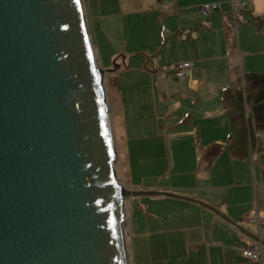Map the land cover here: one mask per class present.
<instances>
[{"label":"water","instance_id":"obj_1","mask_svg":"<svg viewBox=\"0 0 264 264\" xmlns=\"http://www.w3.org/2000/svg\"><path fill=\"white\" fill-rule=\"evenodd\" d=\"M81 0H0V264H129L103 74Z\"/></svg>","mask_w":264,"mask_h":264},{"label":"crops","instance_id":"obj_2","mask_svg":"<svg viewBox=\"0 0 264 264\" xmlns=\"http://www.w3.org/2000/svg\"><path fill=\"white\" fill-rule=\"evenodd\" d=\"M86 1L93 23L95 15L89 0ZM235 1L246 2V9L237 13L240 26L237 16L234 26L237 31L241 29L240 40L237 35L238 49L252 60L251 64L241 65L242 71L264 73V41L259 42L258 50H253L250 42L242 43L249 34L264 32V0ZM206 2L218 3L219 8L205 15L199 5ZM118 8L125 13L157 14L156 23L164 31L162 49L171 42L181 51L159 74L157 90L163 97H158V102L165 105L166 119L153 134L166 135L179 155L177 158L190 161V164L180 163L178 168L171 161L167 166L169 173L159 175L161 179L167 178V174L171 178L165 184L152 181L143 188L131 186L134 190L170 192L179 197L147 195V201L138 200L147 216L145 232L140 237L145 243L140 248V240L135 238L140 230L135 226L128 248L130 264H140L145 259L146 264H153V259L158 258H152L151 251L162 234L171 242L168 255L163 258L175 264H264V259L263 262L248 261L240 253L243 246L254 242L255 228L245 225L254 207L261 215L264 251V143L251 152L247 140L246 149L239 156L229 146L231 127L222 96L234 81L233 66L237 60L227 21V17L233 18L230 0H118ZM258 19H262L261 24ZM93 30L96 34L94 23ZM254 58L259 60L257 66ZM183 60L193 61L194 67L190 77L180 81L175 76L174 65ZM153 74L156 75V70ZM108 99L116 125L118 114L124 113L119 84L110 90ZM146 203L152 208L147 209ZM157 220H162V224ZM174 237L177 238L175 251Z\"/></svg>","mask_w":264,"mask_h":264},{"label":"rangeland","instance_id":"obj_3","mask_svg":"<svg viewBox=\"0 0 264 264\" xmlns=\"http://www.w3.org/2000/svg\"><path fill=\"white\" fill-rule=\"evenodd\" d=\"M81 2L97 64L104 69H111L114 65H118L116 70L103 74L110 128L116 149L114 169L117 181L128 189H131V186L135 189L143 188L146 183L152 181L165 184L171 178L169 179L167 174V178L161 179L159 175L163 172L169 173L167 166L171 161L175 163L177 168L180 163L190 164V161L177 158L179 155L175 154V149L169 143L166 135L163 133H157L158 136L154 135L160 130L159 127L163 126L162 124L166 119L163 116L165 105L158 102V97H163V94H159L157 90L158 77L166 69L167 63L177 58L181 51L173 47L171 42L162 49L165 43L164 31L163 27L156 23L157 14L120 12L118 0H89L92 15H95L93 18L95 34L87 1L81 0ZM237 20L239 27V15ZM227 21L232 30V49L236 53L234 54L236 59L239 56L243 66L251 64V58H245L242 51L240 53L238 49L237 35L239 32L241 33V29L235 30L233 18L227 17ZM258 33L262 34H249L247 38H243L242 43L250 42L252 49L258 50L259 42L264 41V32ZM243 35L246 36L245 32ZM253 62L256 66L260 64L258 58H254ZM155 70L156 75L153 74ZM109 82H114L115 86L119 84L122 90L120 102L123 103L124 113L118 114L116 125L109 106ZM120 132L121 135L118 137ZM175 179L177 178L175 177ZM148 197L147 195L133 196L124 200V232L129 264L130 233L133 234V228L137 226V230L140 231L135 238L140 240L146 228L145 218L147 216L145 217V209L138 200L147 201ZM150 205H147V209L152 208ZM172 208L175 209V206ZM169 209L171 208L169 207ZM150 222H153V219H150ZM158 222L161 225L163 221L157 220ZM150 226L151 223H149ZM175 236L177 235L175 234ZM166 239L162 234L160 239L156 240L157 246L152 249L151 254L152 258L157 257L158 259H153V264H162V262L175 264V261L163 258L164 255H168V247L171 244L170 240ZM176 242L177 238L174 237L172 241L174 251ZM144 243V239L141 238L138 243L140 248L144 246ZM144 261L140 264H146Z\"/></svg>","mask_w":264,"mask_h":264},{"label":"trees","instance_id":"obj_4","mask_svg":"<svg viewBox=\"0 0 264 264\" xmlns=\"http://www.w3.org/2000/svg\"><path fill=\"white\" fill-rule=\"evenodd\" d=\"M257 21L262 23V19ZM108 84L110 90L117 86L114 82ZM222 100L231 127L229 146L239 156L244 153L252 130L264 128V73L242 71V77H235L232 85L223 91Z\"/></svg>","mask_w":264,"mask_h":264},{"label":"built area","instance_id":"obj_5","mask_svg":"<svg viewBox=\"0 0 264 264\" xmlns=\"http://www.w3.org/2000/svg\"><path fill=\"white\" fill-rule=\"evenodd\" d=\"M231 4V14L233 17L234 21V26H236V16L239 10L246 8V2L245 1H240L237 2L235 0H230ZM219 8L218 3L215 2H206L202 3L199 6V9L201 12H203L205 15H209L213 11H216ZM237 63L234 64V72L235 76H240L242 77V70H241V62L239 59V56L237 57ZM194 67V62L193 61H188V60H183V61H178L174 65L175 69V76L180 80V81H185L187 80L192 72V68ZM242 83V82H241ZM245 111H248L247 106L245 105ZM249 141V146H250V151L256 149L260 143H264V128L262 129H257L254 128L252 130L251 136L248 137ZM260 220H261V215L259 214V211L257 210L256 207L251 212V215L249 219L246 222L247 225H251L255 228V238L254 242L243 246L241 248V256L248 260V261H260L263 262L264 259V251H263V244H262V239L260 235Z\"/></svg>","mask_w":264,"mask_h":264},{"label":"bare ground","instance_id":"obj_6","mask_svg":"<svg viewBox=\"0 0 264 264\" xmlns=\"http://www.w3.org/2000/svg\"><path fill=\"white\" fill-rule=\"evenodd\" d=\"M124 230H125V229H124ZM124 230H123V231H124Z\"/></svg>","mask_w":264,"mask_h":264}]
</instances>
